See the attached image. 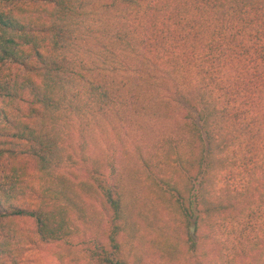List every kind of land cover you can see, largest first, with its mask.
Wrapping results in <instances>:
<instances>
[{"label": "trees", "instance_id": "obj_1", "mask_svg": "<svg viewBox=\"0 0 264 264\" xmlns=\"http://www.w3.org/2000/svg\"><path fill=\"white\" fill-rule=\"evenodd\" d=\"M42 253L264 264V0H0V264Z\"/></svg>", "mask_w": 264, "mask_h": 264}, {"label": "rangeland", "instance_id": "obj_2", "mask_svg": "<svg viewBox=\"0 0 264 264\" xmlns=\"http://www.w3.org/2000/svg\"><path fill=\"white\" fill-rule=\"evenodd\" d=\"M38 256V254L36 255V257ZM41 259V262L44 264H59L57 262V258L55 256L52 255H46L45 253H42L38 256Z\"/></svg>", "mask_w": 264, "mask_h": 264}]
</instances>
